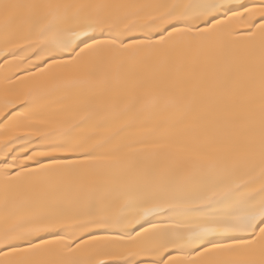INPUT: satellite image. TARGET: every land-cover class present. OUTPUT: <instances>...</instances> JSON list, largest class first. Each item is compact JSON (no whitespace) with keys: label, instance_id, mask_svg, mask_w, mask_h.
Returning <instances> with one entry per match:
<instances>
[{"label":"snow or ice","instance_id":"6c2138e0","mask_svg":"<svg viewBox=\"0 0 264 264\" xmlns=\"http://www.w3.org/2000/svg\"><path fill=\"white\" fill-rule=\"evenodd\" d=\"M0 264H264V0H0Z\"/></svg>","mask_w":264,"mask_h":264}]
</instances>
